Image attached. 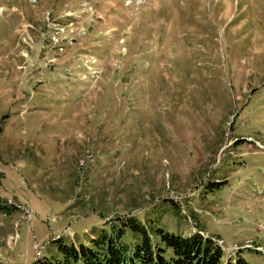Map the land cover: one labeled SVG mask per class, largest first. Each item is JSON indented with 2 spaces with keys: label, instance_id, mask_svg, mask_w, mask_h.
<instances>
[{
  "label": "rangeland",
  "instance_id": "374dc122",
  "mask_svg": "<svg viewBox=\"0 0 264 264\" xmlns=\"http://www.w3.org/2000/svg\"><path fill=\"white\" fill-rule=\"evenodd\" d=\"M0 198V264L129 217L264 264V0H0Z\"/></svg>",
  "mask_w": 264,
  "mask_h": 264
},
{
  "label": "trees",
  "instance_id": "16d2710c",
  "mask_svg": "<svg viewBox=\"0 0 264 264\" xmlns=\"http://www.w3.org/2000/svg\"><path fill=\"white\" fill-rule=\"evenodd\" d=\"M12 206L0 198V214H10ZM16 209V208H15ZM110 222V221H109ZM115 221H112L114 223ZM120 226L111 225L110 231L101 234L93 246L81 244L78 248L58 243L62 259H52L48 264H248L238 254L227 258L211 238L200 234L182 236L163 229L155 230L160 241L155 242L148 227L138 218L129 217L117 221ZM140 236V242L127 244L128 234ZM131 242V241H130ZM44 262V264H47Z\"/></svg>",
  "mask_w": 264,
  "mask_h": 264
}]
</instances>
